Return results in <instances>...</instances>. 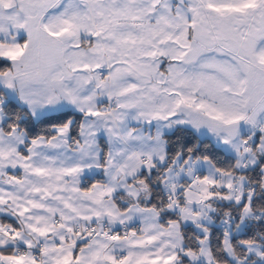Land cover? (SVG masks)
I'll list each match as a JSON object with an SVG mask.
<instances>
[{"label": "snow or ice", "instance_id": "obj_1", "mask_svg": "<svg viewBox=\"0 0 264 264\" xmlns=\"http://www.w3.org/2000/svg\"><path fill=\"white\" fill-rule=\"evenodd\" d=\"M0 217V264H264V0H0Z\"/></svg>", "mask_w": 264, "mask_h": 264}, {"label": "trees", "instance_id": "obj_2", "mask_svg": "<svg viewBox=\"0 0 264 264\" xmlns=\"http://www.w3.org/2000/svg\"><path fill=\"white\" fill-rule=\"evenodd\" d=\"M36 130H39V129H34V131H36ZM177 135H181V134H177ZM173 139H175V137H173ZM202 150H204V151H206L208 153H214L215 152L214 148L211 145H208V146L204 147ZM220 159L222 160L223 157L220 156Z\"/></svg>", "mask_w": 264, "mask_h": 264}, {"label": "crops", "instance_id": "obj_3", "mask_svg": "<svg viewBox=\"0 0 264 264\" xmlns=\"http://www.w3.org/2000/svg\"><path fill=\"white\" fill-rule=\"evenodd\" d=\"M0 219H3V217H0Z\"/></svg>", "mask_w": 264, "mask_h": 264}]
</instances>
